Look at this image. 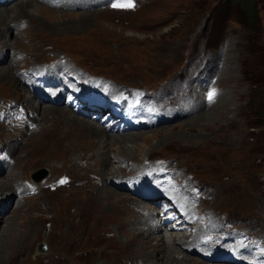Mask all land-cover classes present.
Masks as SVG:
<instances>
[{
	"label": "rangeland",
	"instance_id": "obj_1",
	"mask_svg": "<svg viewBox=\"0 0 264 264\" xmlns=\"http://www.w3.org/2000/svg\"><path fill=\"white\" fill-rule=\"evenodd\" d=\"M225 1L133 0L132 7L116 10L105 4L76 10L58 7L55 10L49 4H44L46 7L39 5L46 17L42 15L41 20L37 17L29 19L22 14L21 23L15 27V31L13 29L6 32V38L13 44L12 39L17 35L18 29L28 24L22 39L26 37L30 41L17 40L15 49L22 55L16 56L18 59L15 65L18 68L12 75L21 76L24 68L26 70L41 65L53 67L62 62V65L67 64L80 74L100 77L120 88L150 92L155 97L159 93V102L172 111L182 106L184 94L189 91L190 85L196 88L198 96L204 101L207 91H214L211 103L205 102L198 112L185 118L170 120L171 117H168L170 121L148 125L146 130H141L151 139L148 142L138 141L129 160L140 159L148 153L146 160L139 164L129 161L117 166L124 174L129 175L137 166L143 168L149 162L167 161L183 186L190 182L201 189L202 194L196 205L202 213L218 218L220 226L226 221L264 238V0H253L250 18L246 17L238 3L228 6ZM10 6L8 1L0 8H8V14L13 16L16 9ZM25 43L28 44L25 46ZM44 49L49 50L46 52ZM5 51L2 50L0 54V65L3 67H6L5 64L10 59V54ZM20 57L22 61L19 60ZM10 72L8 69L9 76ZM201 83L203 86L199 89L197 84ZM27 91L29 90L22 85L16 88L10 77L0 80V123L4 125H0V150L3 152L0 154V161L6 160L7 168L16 162L13 169L16 170L14 174L17 177L14 181H18L13 186V191L11 188L8 190L12 194L6 204V200H3L4 205L0 208V240L5 242L4 248L0 247V264H26L27 261L28 264H131L146 253L150 258L154 256L153 252L158 250L160 244L157 237L140 242L121 229L128 216L125 203L131 198L136 199L124 191L123 185L118 186V192L122 193H119V202L105 212L96 209L95 205L91 207V192L80 191L77 187L76 190L72 186L82 171L73 169L72 163L64 157H71L70 152L87 147L95 148V139L84 137L74 138L75 141H72L69 121L56 124L54 122L58 121L55 119L47 123L42 121L45 124L39 132L50 126L53 130L50 134L46 131L38 138L39 132H34L28 140L21 143V135L25 137L27 131L35 129L33 120L43 118L39 114L35 116L30 113L27 108L24 95ZM35 101L34 98L30 99L31 103ZM51 106L72 110V107L64 104V100L60 101V97ZM19 107L25 110L27 126L26 123L17 124V119L12 115L20 110ZM72 112L74 113L73 110ZM206 114L210 115V119L206 120L211 122L210 125L200 126L201 120H197L189 127L191 130L185 129L184 121L193 122ZM50 115L55 113H50L48 117ZM78 117L91 121L83 116ZM16 126H22L21 133L12 131ZM60 131H65L64 139L57 137L56 133ZM103 131L106 136L111 137L123 135L126 131L129 135L133 129L116 134L108 133L104 128ZM33 136L36 138H32ZM9 138L12 141L6 144V149L13 158L16 156L14 161L3 147ZM53 141H58L62 150L52 157L50 150L46 148V152L43 151L40 156V151ZM14 142L22 144L21 151L15 150ZM105 145L115 154L120 150L117 145ZM184 146H188V150H184ZM60 161L66 164H59ZM52 165H55L54 170H51ZM4 176L5 170L0 172V178ZM34 176L37 177L36 181L33 180ZM12 180L8 176L0 181H9L11 184ZM61 180L66 181V186L60 183ZM27 184L35 187L43 184L41 187H48L50 192L59 185L66 190L50 196V192L41 193L44 188L40 187V193L30 197L17 194L25 190ZM32 197L37 199L34 201ZM104 200V203H110L107 198ZM41 201L50 209L48 212H40L38 203ZM144 207L147 209L146 205ZM148 208L153 209L152 206ZM86 211L88 214L82 217L81 214ZM73 215L77 216L78 222L73 221ZM208 220L207 217L203 222L210 224L211 222L207 223ZM100 227L109 228L112 232L117 229L122 237L120 242H92L88 239L86 231ZM133 230L140 228L135 226ZM3 231L6 237L3 236ZM53 231H61L67 236L63 244L57 241L59 237L57 240H50ZM181 232L186 234L188 241H192L196 231L180 229L178 233ZM215 237L217 236L212 235V244L217 242ZM79 241L82 243L79 247L70 245ZM143 243L144 248L139 247ZM40 246L43 250L39 249ZM51 252L53 255L49 259ZM157 256L155 254L156 258L151 260L162 264ZM188 256L196 262H206L205 258L200 259L192 254ZM219 260L225 262L224 259ZM194 261L184 263L194 264Z\"/></svg>",
	"mask_w": 264,
	"mask_h": 264
},
{
	"label": "bare ground",
	"instance_id": "obj_2",
	"mask_svg": "<svg viewBox=\"0 0 264 264\" xmlns=\"http://www.w3.org/2000/svg\"><path fill=\"white\" fill-rule=\"evenodd\" d=\"M8 1H9V5H11L10 8H15L16 9V13H15V15L10 16L8 14V8H6V7L2 8V9L0 8V38H1L0 39V54H1L2 50H6L5 52H7V54H10L9 55L10 59L7 62V64H5L6 67H3V65H0V80H4V79L6 80V79H8L10 77V78H12L14 80L15 86L17 88V86H21V85H24V84H23V77L22 76L19 77V75H18V76L15 77V76L12 75V72H14V70L17 67L16 65H17V59L18 58L16 56L17 55H20V56L22 55L21 52H17V50H16L17 48L15 49V44L17 43V40L20 41L22 39L25 31L27 30V27H28L27 25L28 24H26V26H23V28L20 27L18 29L17 35H15V37H13V39H12L14 41L13 44L11 42H9V40L6 38L7 37L6 36V32L7 31L10 32L13 29H14L13 31H15V27H18L19 24L21 23L20 19H22L21 18L23 16L22 14H24L25 17H29V19H34V18L37 17V18H40L39 20H41L42 18L40 16H42V15L46 17L45 13H43L44 11L41 10V7H39V5L44 6V4L45 5L49 4V6L51 5V6L55 7V10H57L56 7H58V8H67V9H72L73 8L74 9L76 6L80 7L81 1L83 2V0H59L58 3H54V1H52V0H11V1L10 0H6L5 2H8ZM84 3H86V2H84ZM6 5H8V4H6ZM0 6H4V4L0 5ZM44 7H46V6H44ZM33 11L35 13H33ZM83 12H85V11H83ZM14 19H18V20L17 21H13ZM24 39L30 41V38L24 37L22 40H24ZM27 44L28 43H25V46ZM45 50L47 52V50H49V49H44V51ZM11 51H12V53H10ZM18 51H20V50H18ZM25 51H26V49H25ZM56 58H57V56H56ZM21 59H22V57H20L19 60H21ZM59 59H60V57H59ZM25 60H24V62H25ZM27 63H28V61H27ZM60 63L59 64H55L53 66L54 68H52L50 66L49 67H45V65L36 66V67H34L35 68V72L38 73L39 71H43L44 74L50 76V79L48 80V82H50L51 84H56L59 81V80H57L56 78L53 77L56 74V72L60 73V72L65 71L66 69H68V70L70 69L67 64L66 65H62V62H60ZM52 64H53V62H52ZM8 69H10V71H11L10 72V76H9V73H8ZM67 73H69V72H66L65 74H62V76L63 77H67ZM11 75H12V77H11ZM171 79H172V77H171ZM201 79L203 80L204 78L201 77ZM10 84L11 83H9V85ZM202 86H203L202 83H201V85L197 84V87H199V89H202ZM190 87H191L190 89L188 88L189 91H187L186 94H184L185 98L182 101L183 102L181 104L182 106L179 109L173 110L172 114L169 117H171L173 119H176L178 117L185 118L188 115H190L192 113H196L200 109L203 108V105H204L205 101L202 100V98L200 99V97L198 96V91H196V88H193L191 85H190ZM27 89L29 91L24 92V95H26L25 102L27 104V108L29 109L30 113L35 114V116H37L39 114L40 117H43V118L41 120H37V119L33 120L32 119L33 120V124H35V129H32L31 131H27V133L25 134V137H24V135H21V137H22V142L21 143L25 142V140H28L32 136V133H34V132L38 133L40 131V129H42L41 127L45 124V122H42L44 120L47 123V122H52L51 120L54 121L56 119L58 121V122H54L56 124H63L65 120H68L69 121V128L68 129H69V133L72 136V139H71L72 141L74 140V138L78 139V138H84V137L86 139H95L96 140L95 148L87 147L85 149H82L81 151L77 150V148H76V150H77L76 152H70L71 157H70V155L64 157V158H67L66 160H68L69 163H72V168L73 169H76L77 171H82L81 176H78V178L75 180V183L72 186H75L74 188L77 187L78 190H80V191L91 192L92 195L89 198V200L92 203L91 207L93 205H95L96 209L101 210L102 212H105V211L110 210L112 207H114L112 205L116 206V204L119 202L118 197H119L120 194H122V193L118 192V186H121V185L124 184V178H126V177H129L130 179H132L133 177L134 178H140V176L143 174V169L141 167H139V166L135 167L130 172V174L128 175V174H124L121 171L122 169L120 170V168L117 165L123 164L125 162H129V161L139 164V163H141V162L146 160L145 157L147 156L148 153L144 157H142L140 159L134 158V159L129 160V158L132 157L133 151H134V149H136L135 145H138L137 144L138 141L148 142L151 139L150 136H145L146 132L141 131V130H144L145 128L148 127L149 119L147 117L148 116L150 117L151 113L148 110H144L137 117L131 119L130 122H141V124L140 125L133 124V125L127 127V129H130V128L133 129L132 133H129V135H128L127 132H125V133L123 132V135H120V136L115 135V136L108 137V136H106L104 134L105 132L103 131V128H100L98 124H94L95 122L93 123V121H84V120L80 119V117H78L75 113H73L72 110L67 109L66 107H60L59 109L58 108H54L53 106H51V104H53L54 101L43 103L44 105H41L42 102H41L40 99H38V96L36 95L38 93V91L36 90V87H34V89H32V90H30L29 87ZM158 94H157V97H156L157 99H158ZM59 97L60 96L55 98L56 102L59 100ZM32 98H34L36 100L35 103H31L30 102V99H32ZM174 101L176 102V100H174ZM151 105H152V102H147L146 103V106L148 108L151 107ZM10 106H12V105H10ZM217 107H218V105L216 106V108ZM1 109H4V108H1ZM12 109H10V110H12ZM5 112H7V111H5ZM50 113H52V114L55 113V115H53V116L50 115L51 117H48V115ZM168 113H170V112H168ZM209 116L206 114L204 116H201L200 118H196L195 121H193V122L184 121V123H183L184 127H186L185 128L186 130H191L189 127L191 125H193L194 123L198 122L197 120H201V123L199 122L200 126H208L211 123L209 121L206 122V120L210 119ZM173 119H171V120H173ZM30 120H31V118H30ZM167 120H169V119L166 118L163 122H167ZM9 124H10V122H9ZM0 125L2 127H4L3 124L0 123ZM5 127H7V126H5ZM76 127H79V129H76ZM16 128L13 129V130L11 128V130L14 131V132H19V133H21V131L23 130L21 128H17V129ZM127 129H125V130H127ZM164 130L166 132L168 130V127L166 129H164ZM46 131H47V134H50L51 131H53V130H51L50 126L44 128L41 132H39V137L38 138H40L42 136V134H44ZM135 131H141V132H135ZM223 131L227 132L225 130H223ZM64 133H65V131H63V132L60 131V132H58L56 134H57V137L59 139H62V138L64 139ZM36 136H33L32 138H36ZM11 141H12L11 138H9L8 141L3 144V147L6 149V144L10 143ZM61 141H63V140H61ZM67 143H69V142H67ZM106 143H108V146L117 145L118 148H120L119 152H116L117 154H115V153H113L111 151L110 148L107 149V147L105 145ZM13 144H14L15 150L20 149V146L22 145V144L20 145V143H18V142H14ZM65 147H67V146H65ZM4 148H3V150H4ZM46 148L48 149V151L50 150L49 152L52 154V157H55L56 153L58 151H61L63 147L60 146L58 141L57 142L53 141L52 143L46 145V147H44L42 150L40 149L41 151L39 150L40 151V156H41V154L43 155V151H45ZM183 149L184 150H188V146H184ZM9 150H11V148ZM54 150H56V152ZM20 151H21V149H20ZM67 151H69V150H67ZM1 153H3L2 150H0V154ZM6 154H8L7 153V149H6ZM9 157H11L10 159H12L14 161V158L16 156L13 158L12 155H9ZM58 163L62 164V165L66 164L63 161H60ZM5 164H7L6 160H4V162L0 161V172L5 170V176L1 177L0 180L7 179L8 176H11V178L13 180L11 181V184L8 183L10 180L8 182H6V181L1 182L0 181V208L3 207L4 203L6 204L7 200H9L10 194H12V193H10L11 191H8V190L11 188V190L13 191L14 190L13 186H16V184L18 182V181H16V182L14 181V178L17 177L14 174V172L16 170L13 169L16 166V162H13V165L10 168L9 167L7 168L5 166ZM62 165L60 167H62ZM54 166L55 165H52L51 170L52 169L54 170ZM196 166H198V165L196 164ZM173 169H174V167H173ZM181 173L182 172L180 171V174ZM175 174H177V173H175ZM26 175H28V174H26ZM130 175H131L132 178L130 177ZM234 177H236V176H234ZM36 178L37 177L34 176L33 180L36 181ZM115 181L119 182V184H117V185L114 184ZM46 182H49V181H46ZM46 182H44V183H46ZM188 184H191V183L189 182ZM41 186H37V187H35V186L34 187H30L29 186L27 189L19 191V194L23 195V196H29L30 197V195H34L37 192L38 193H40V192L41 193L50 192L48 187L44 188V187H41ZM64 186H66L65 183H64ZM40 187H41V189L42 188H44V189L39 192L38 189ZM77 188H76V190H77ZM186 188L189 189V186L188 185L183 186V182L180 179L176 178L175 176L173 177L172 185L170 186V190H171V192L173 194L179 195V194L183 193V191ZM61 190H66V188H64V187H62L60 185L56 186V187H53L51 189V192L49 193V195L50 196L51 195H55L56 193H58V191H61ZM186 192H188V190H186ZM180 196H183V194H181ZM36 197H32L34 199V201L37 199ZM106 198H107V201H110L109 204L108 203H104L105 200L103 201V199H106ZM3 200H6V201L4 203H2ZM38 205H39L38 208L39 207L41 208L40 212H48L50 210V209H48V206H46L43 203V201L39 202ZM144 205L137 198L136 199H132L131 198V200L129 202L125 203V207H126V211L128 213V216L124 219V222H123V225L121 226V229H122L123 232L130 234L129 236H132V237L134 236L140 242H146V241H148V240H150L152 238L157 237L158 241L160 243L159 244V248H158V250L156 252L152 251L154 253V256H152L151 258H156L155 254H158L157 258L162 262V264H183L184 262L185 263H187V262L189 263L191 261H194L193 260L194 258L190 259V256H188V254H192V255L200 258V259L201 258H205L204 261H206V262H210V260H208V258L210 256H213L214 259H215V256L219 255L221 257H219L218 259H224L225 260V262H223L224 264H232L231 261L239 259V253H238V251L235 248L226 249L225 247L220 248L219 246H216V247L213 248V246L208 242V240L211 238V236L213 234V231L217 229V225H219V223H220V221L217 222L218 218L217 219H213V221L215 223H218V224H214L212 222L210 224H206L204 222L202 224H194L192 226L191 230H195L196 232L193 234L192 241H188V238L186 239V234L185 233H183V232L178 233V231L180 230L179 227H177L175 229H172L170 222L166 221L165 217H163L164 220H162V218L159 216L160 212H156V213L151 214V212L149 213L148 211H146V208L144 207ZM120 206H122V205H120ZM16 207H18V203H17ZM199 207H200V205H199ZM87 214L88 213L86 211V212H84V214H81V215H82V217H84V215L86 216ZM75 215H73V216H75ZM73 221L74 222H78L77 216L74 217ZM165 223H167V225ZM164 224H165V226H164ZM135 226L139 227L140 230L134 231L133 229H134ZM168 226L170 227V229L168 228ZM187 228H189V227L187 226L186 228H183V229L187 230V232H188ZM4 233H5V231H3V236L6 235V234L4 235ZM81 234H83V233H81ZM86 234H87L88 239H90L92 242H94V241L118 242L122 238L121 234L117 231V229H115V231L112 232V231H110L109 228H106V227L96 228L95 230H87ZM1 237H2V235H1ZM58 237H59V239L57 240ZM66 238H67V236L63 232H61V231H55L54 232L53 231V236L51 237L50 240H57L59 243L62 242V244H63L65 242ZM216 238L217 237H215V239ZM198 240L203 242V243L202 244L199 243ZM153 242H155V241H153ZM70 245H73L74 247H77L78 245L81 246L82 243H80V241H79V242H76V243H71ZM157 245H158V243H157ZM4 246H5V242L3 240L2 241L0 240V247L4 248ZM139 247L144 248V243L140 244ZM71 252H73V250ZM226 253L231 257V259L225 257ZM231 254H233V256H231ZM52 255H53V253L51 252V255L49 256V259L52 257ZM147 255L148 254L146 253V255H144V257H140L139 259H135L136 261L131 262V264H156L155 262H153L151 260L150 256H147ZM60 256H62V255H60ZM195 260H197V259H195ZM1 262H2V260L0 258V263ZM194 262H195L194 264H208V263L202 262L200 260H197V262L196 261H194ZM28 263H29V261L26 262V264H28ZM50 263H52V262H50ZM252 263H253V261H252Z\"/></svg>",
	"mask_w": 264,
	"mask_h": 264
},
{
	"label": "trees",
	"instance_id": "obj_3",
	"mask_svg": "<svg viewBox=\"0 0 264 264\" xmlns=\"http://www.w3.org/2000/svg\"><path fill=\"white\" fill-rule=\"evenodd\" d=\"M228 6L233 3H238L239 7L245 13L246 17L250 18L253 11V0H226Z\"/></svg>",
	"mask_w": 264,
	"mask_h": 264
},
{
	"label": "snow or ice",
	"instance_id": "obj_4",
	"mask_svg": "<svg viewBox=\"0 0 264 264\" xmlns=\"http://www.w3.org/2000/svg\"><path fill=\"white\" fill-rule=\"evenodd\" d=\"M133 5L131 4L130 0H129V3L127 4H114L113 7H132ZM215 93H210L209 94V99L211 100L213 97H214ZM66 181L65 180H61L60 183H65Z\"/></svg>",
	"mask_w": 264,
	"mask_h": 264
},
{
	"label": "water",
	"instance_id": "obj_5",
	"mask_svg": "<svg viewBox=\"0 0 264 264\" xmlns=\"http://www.w3.org/2000/svg\"><path fill=\"white\" fill-rule=\"evenodd\" d=\"M44 171H45V170H44ZM39 249H40V250H43V247H42V246H40V247H39Z\"/></svg>",
	"mask_w": 264,
	"mask_h": 264
}]
</instances>
